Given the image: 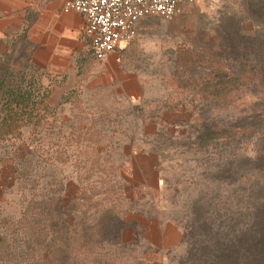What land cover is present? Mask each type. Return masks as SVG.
Masks as SVG:
<instances>
[{"label":"rangeland","instance_id":"1","mask_svg":"<svg viewBox=\"0 0 264 264\" xmlns=\"http://www.w3.org/2000/svg\"><path fill=\"white\" fill-rule=\"evenodd\" d=\"M238 28L264 36L243 0H197L172 20L141 22L105 63L87 40L47 68L44 120L0 141V264H44L55 245L68 264H230L214 255L264 230V169L247 160L264 149V91L232 84L246 91L232 103L201 89ZM18 48L24 70L29 49ZM255 54L264 59V46ZM214 124L233 133L198 144ZM110 205L119 221L107 216L97 246L85 245L79 232ZM192 232L205 244L193 254Z\"/></svg>","mask_w":264,"mask_h":264},{"label":"trees","instance_id":"2","mask_svg":"<svg viewBox=\"0 0 264 264\" xmlns=\"http://www.w3.org/2000/svg\"><path fill=\"white\" fill-rule=\"evenodd\" d=\"M243 15L247 20L256 23L261 30L263 28L262 32L264 33V0H243ZM27 32L28 29H24L16 37L8 38L5 40L6 50L4 52L0 50V141L16 135L26 124L44 120V114H47L49 110L48 100L50 95L47 90L48 87L43 84L44 74L32 62L30 50L26 55L27 65L24 70L19 69L20 60L14 56L18 52L20 43L25 49H29L27 46ZM2 44L4 42L0 43V48ZM262 46H264V36H261L260 31L255 36H245L238 28L234 35H225L221 40L220 52L217 53L216 59L211 62L215 64L210 73L212 82L203 83L201 91L207 90V95L215 98L224 97L232 103L238 100L239 95L246 92L241 91L239 88H232V84L238 87L244 84L245 87L247 82L255 81L258 89L260 88L258 91H264V59L255 56V53ZM25 49L23 50L26 51ZM201 80L204 81V79ZM203 127H205V132L200 131L197 137L198 144L216 141L233 133L228 131L222 133L216 128L215 124L213 127L208 128V125ZM247 160L256 163V168L264 169V149L259 153L257 151L253 158L247 157ZM83 193L85 191L81 188L76 199H84ZM88 204L84 203L82 206L85 207ZM95 206L102 208V201L97 202ZM98 210L100 209L98 208ZM114 212H116L115 208L110 205L101 211L100 218L92 228L83 226L82 232H79V234L85 245L95 248L97 243L100 242V239L94 233V229H98L96 228L98 223L102 228L110 221L113 225L116 221H119L118 219H112L115 216ZM107 216H109L108 220L111 219L109 222L106 220ZM121 220L123 226H125V213H123L120 222ZM256 220L258 218L255 217L252 222L258 223ZM192 233L191 236L194 242L191 243L193 247L191 254L197 251L196 246H201L202 249L205 248V244L202 243L204 241L199 238V235L196 236L197 232ZM235 238V242H230L232 247H229L226 252L222 251L220 256L214 255L215 259H223L230 262V264H264V230L260 232L259 230L246 231L243 236H236ZM5 241V238H0V245H6ZM64 241L65 239L62 238L61 243H64ZM120 241V235H118L117 242L120 243ZM235 243H239L240 246L235 247ZM57 246L55 245L52 249L49 247L47 256L43 259L44 264H68V257L65 255L60 257ZM191 257L193 256L191 255Z\"/></svg>","mask_w":264,"mask_h":264},{"label":"crops","instance_id":"3","mask_svg":"<svg viewBox=\"0 0 264 264\" xmlns=\"http://www.w3.org/2000/svg\"><path fill=\"white\" fill-rule=\"evenodd\" d=\"M65 2L66 0H0V43L4 42L0 50H6L5 40L28 29L31 59L44 74L43 84L48 75L47 68L63 66L73 55L80 56V50L87 48L84 17L76 12L66 13ZM114 54L103 62H96L105 63Z\"/></svg>","mask_w":264,"mask_h":264},{"label":"built area","instance_id":"4","mask_svg":"<svg viewBox=\"0 0 264 264\" xmlns=\"http://www.w3.org/2000/svg\"><path fill=\"white\" fill-rule=\"evenodd\" d=\"M197 0H66L64 11L84 17V32L92 56L103 62L123 45L134 41L141 22L172 20Z\"/></svg>","mask_w":264,"mask_h":264}]
</instances>
